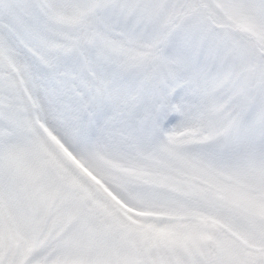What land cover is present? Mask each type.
Wrapping results in <instances>:
<instances>
[{
	"label": "snow or ice",
	"instance_id": "obj_1",
	"mask_svg": "<svg viewBox=\"0 0 264 264\" xmlns=\"http://www.w3.org/2000/svg\"><path fill=\"white\" fill-rule=\"evenodd\" d=\"M0 264H264V0H0Z\"/></svg>",
	"mask_w": 264,
	"mask_h": 264
}]
</instances>
